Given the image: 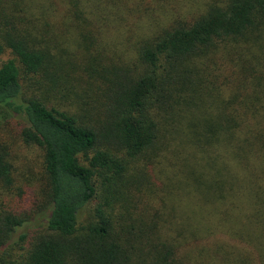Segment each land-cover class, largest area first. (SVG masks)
<instances>
[{"label": "trees", "instance_id": "1", "mask_svg": "<svg viewBox=\"0 0 264 264\" xmlns=\"http://www.w3.org/2000/svg\"><path fill=\"white\" fill-rule=\"evenodd\" d=\"M102 1L0 11L20 64L0 67V264H264V0H208L140 33L135 5L114 25ZM123 27L131 63H98ZM18 142L42 153L41 201Z\"/></svg>", "mask_w": 264, "mask_h": 264}, {"label": "rangeland", "instance_id": "2", "mask_svg": "<svg viewBox=\"0 0 264 264\" xmlns=\"http://www.w3.org/2000/svg\"><path fill=\"white\" fill-rule=\"evenodd\" d=\"M123 1L128 2L129 5H135L133 6L132 10L128 12L131 16L134 17V20H130L131 22H135L137 24V28L135 29V32L140 33L143 31L145 25L148 24L149 20L151 21L154 19V22H159L163 25L166 23V19L173 18L174 16L178 15L179 18H185L186 14H191L196 12V9L203 5V3H206L208 0H103L102 2L107 3V5L112 3H117L115 5L114 9V15L110 18L112 24L114 25H120L121 23L118 21V16H123L122 13H120L119 5ZM43 2V0H0V11H3L4 14L7 16L11 15V9L14 6V4H17L19 7L18 9H21V14L16 13L13 14L14 16H23L28 19H40L39 16V7L40 4ZM54 3L56 6L58 5L57 0H54ZM137 5V6H136ZM17 10V9H15ZM14 10V11H15ZM25 10V11H24ZM58 12V9H56ZM88 12V11H87ZM1 15L2 18L3 16ZM115 15H117L115 17ZM59 14L55 16L54 19H52L50 22L53 24L56 22V19L58 18ZM158 19V20H156ZM156 20V21H155ZM126 23V21H124ZM155 27V26H154ZM3 31V30H2ZM128 28L123 27L121 29V32H118L117 30L108 31L103 39H105V44L108 46L107 53H103L97 61L100 64L106 65L108 62L104 60L106 57L107 59L111 60V63L116 64L117 61H122L131 63V60L134 56V46L133 41L131 40V45L124 47V38L128 35ZM121 33V34H120ZM124 33V34H123ZM103 42V43H104ZM136 41L134 40V43ZM0 46L3 48L2 53L0 54V67L2 64L9 60H14L17 66L20 68V64L18 60L15 58V56L12 54V52L6 48L4 43L0 41ZM133 46V47H132ZM105 47V45H104ZM20 83L23 86V91L25 95H35L40 96L43 94V83L40 81V77L37 76H30L25 75L21 73L20 75ZM65 91V90H64ZM70 90H66L65 93L69 94ZM63 92V91H61ZM50 97L48 100L52 102V104H58V103H64L68 102V106H58L59 109L65 110L67 112H71L76 114L77 113V106L71 104L70 100H63L62 101V94L61 95H54ZM18 124L16 122H10L6 127L10 131V133L13 135L18 129ZM18 148L23 152V160L26 163V169L29 174V179L31 186L33 188L34 193L37 192L38 199L41 201V196L43 193V182H42V153L38 148L31 147V146H25L18 142L17 144ZM24 231V230H23Z\"/></svg>", "mask_w": 264, "mask_h": 264}]
</instances>
